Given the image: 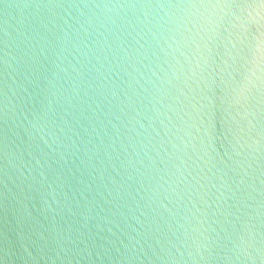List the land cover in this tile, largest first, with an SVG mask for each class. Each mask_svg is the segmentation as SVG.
I'll return each instance as SVG.
<instances>
[{
  "label": "water",
  "instance_id": "water-1",
  "mask_svg": "<svg viewBox=\"0 0 264 264\" xmlns=\"http://www.w3.org/2000/svg\"><path fill=\"white\" fill-rule=\"evenodd\" d=\"M0 264H264V0H0Z\"/></svg>",
  "mask_w": 264,
  "mask_h": 264
}]
</instances>
